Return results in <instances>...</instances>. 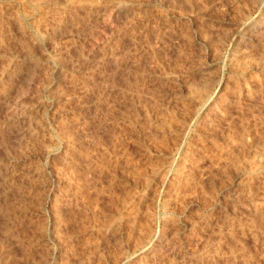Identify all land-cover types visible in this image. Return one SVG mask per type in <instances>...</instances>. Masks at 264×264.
Instances as JSON below:
<instances>
[{
	"label": "rangeland",
	"instance_id": "obj_1",
	"mask_svg": "<svg viewBox=\"0 0 264 264\" xmlns=\"http://www.w3.org/2000/svg\"><path fill=\"white\" fill-rule=\"evenodd\" d=\"M0 264H264V0H0Z\"/></svg>",
	"mask_w": 264,
	"mask_h": 264
},
{
	"label": "bare ground",
	"instance_id": "obj_2",
	"mask_svg": "<svg viewBox=\"0 0 264 264\" xmlns=\"http://www.w3.org/2000/svg\"><path fill=\"white\" fill-rule=\"evenodd\" d=\"M22 120V119H21Z\"/></svg>",
	"mask_w": 264,
	"mask_h": 264
}]
</instances>
